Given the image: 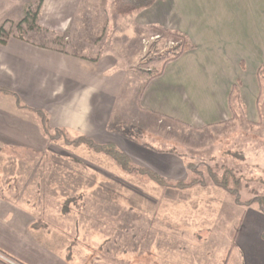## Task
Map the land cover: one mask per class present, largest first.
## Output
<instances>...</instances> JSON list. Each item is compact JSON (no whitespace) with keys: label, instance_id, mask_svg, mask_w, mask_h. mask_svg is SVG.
Listing matches in <instances>:
<instances>
[{"label":"rangeland","instance_id":"1","mask_svg":"<svg viewBox=\"0 0 264 264\" xmlns=\"http://www.w3.org/2000/svg\"><path fill=\"white\" fill-rule=\"evenodd\" d=\"M38 1L43 3V0H0V29L12 31L24 19L26 7L35 8ZM111 2L46 0L49 16L43 13L41 24L55 28L48 32L53 39L50 46L56 50L91 59L116 58L115 72L125 74L117 113L120 109H132L129 106L136 104L134 94L139 95L146 88L149 78L159 71L176 44L163 33L164 27H138L132 22L136 15L121 17L113 13ZM185 17L183 22L191 24L192 15ZM239 94L236 85L229 106L234 121L245 124ZM259 101L261 105L263 97ZM258 115L261 122L249 123L248 128L230 122L197 130L185 122L145 119L138 114L136 121L124 122L127 126L122 124L120 132L144 145L175 149L186 158V163L197 164L205 177L208 167L233 169L244 182L241 198L249 199L264 194V122L261 120L264 113L258 109ZM156 141L163 144L158 146ZM38 142L45 149L42 153L17 152L23 160H18L16 167L10 164L8 173L0 175V195L16 199L22 206H32L34 217L40 211L50 232L60 235L66 245L74 242L75 254L88 255L96 248L99 252L100 241L105 239L102 251L111 253L128 248L188 249L201 243L195 263L264 264V246L254 235V230L263 224L249 210L242 224L239 223L242 207L236 206L221 189H217L220 192L216 203L204 202L209 198L208 192L211 199L215 198L210 181L207 180V188L199 197L192 190L160 189L148 182L143 184L135 178L123 177L110 161L85 154L82 149L49 145L42 138ZM65 154L82 159V164L69 161ZM13 174L17 180L15 186L9 192L3 191L5 186L1 183ZM171 176L169 180L184 177ZM79 195L83 200L79 217L76 210L72 216L60 215L64 199ZM155 233L158 235L154 239ZM133 236L136 238L132 239Z\"/></svg>","mask_w":264,"mask_h":264},{"label":"crops","instance_id":"2","mask_svg":"<svg viewBox=\"0 0 264 264\" xmlns=\"http://www.w3.org/2000/svg\"><path fill=\"white\" fill-rule=\"evenodd\" d=\"M45 4L43 0L37 24L52 32L55 28L41 24L43 13L49 16ZM188 15H192L189 25L183 22ZM134 18L132 22L138 27L157 25L184 33L195 49L166 65L160 77L150 80L139 95L134 94L136 104L128 111L120 109L116 113L121 107L118 100L125 80L124 73L115 72L116 58L91 59L59 52L41 43L28 44L18 39L21 36H9L6 44H0V88L14 94L26 107L20 108L15 97L0 92L1 176L8 173L10 164L16 167L23 158L17 152L45 150L38 144L44 138L33 110L46 113L52 128L65 129L72 136H87L99 144L112 143L134 164L167 179L183 175V180L187 179L183 159L132 140L120 132L122 124L136 121L138 114L145 119L167 117L197 130L230 122L248 128L249 123L261 122L258 109L264 113V102L258 105L262 97L258 70L264 67V0H157ZM236 85L245 124L235 122L230 111L229 98ZM5 147L11 150L5 151ZM11 176L1 183L3 191L9 192L15 186L16 175ZM206 188L195 186L190 190L199 197ZM212 188L215 198L211 199L208 192L204 202H217L220 191ZM239 207V223L249 210L263 224L254 235L264 246V214L254 206ZM34 214L32 206H22L16 199L0 195V250L21 264H198L194 259L201 253L199 243L188 249H120L112 252L117 257L111 263L90 259L89 255L75 254L70 242L66 245L60 235L46 227L34 230L40 211L36 217Z\"/></svg>","mask_w":264,"mask_h":264},{"label":"trees","instance_id":"3","mask_svg":"<svg viewBox=\"0 0 264 264\" xmlns=\"http://www.w3.org/2000/svg\"><path fill=\"white\" fill-rule=\"evenodd\" d=\"M156 1L157 0H112V12L120 15L121 17L135 16L141 13L142 11L150 9ZM41 4L42 1H38L35 8L26 7L24 19L17 23L12 31L7 33L3 28H1L0 44H6V41L9 36H21L18 37V39L28 44L37 46L35 44L41 43L42 45H47L51 47L50 45L53 43V39H51L52 37L50 36V33L37 24V17ZM161 29L163 30V33L168 36L169 39L175 41L176 48L173 52L170 51L168 53V57L164 59L159 71L152 75L149 78L148 82H150V80H152L153 78L160 77L167 64L177 61L180 56L186 51H192L195 49L194 45L184 33L178 31H168L164 28ZM4 32H6L5 35H3ZM33 40L35 43H33ZM58 51L60 52L62 50ZM258 77L261 85L262 97L264 102V67L262 66L258 70ZM0 92L15 97L18 103H20L19 99L9 91L0 88ZM20 108L26 109L24 105H21V103ZM32 112L38 119L42 137L46 139L50 145L61 144L65 148H71L75 150L82 149V152H84L85 154L94 155L98 158H105L110 161V163H112L116 167L118 173L125 178H135L141 181L143 184L148 182V184L153 185V187L160 189H173L182 191L190 190L195 186L203 187L206 185L208 180L214 187L226 192L233 199L236 205L243 207L256 205L259 211L264 214V194H255L249 199H242L240 193L244 189V182L236 174V172L229 167L220 166L219 169L214 167H208L206 168L207 171L205 177L203 173L198 170L197 164H191V162L186 163V158H184L181 154H177L178 152H175V149L150 147L151 149H156L158 151H161L162 153L177 155L181 159L185 160L187 179L169 180L155 172H152L146 168L134 164L132 160L123 151H121L117 146L112 143L99 144L87 136H72L65 129L52 128L49 124L47 114L43 111L33 110ZM158 118H161L162 120H171L167 117ZM156 143L158 146L163 144L162 142L157 141ZM66 158L71 162L73 161L77 164H82V161L80 159L75 158L74 156L70 155ZM81 199V195L76 198H65L61 205L62 207L60 210V215L72 216L75 213L74 211L76 210L77 215L79 217L80 213L82 212L81 203L83 200ZM40 216L41 218H38V220H36V223H34L32 227L34 230L45 228L46 226L42 215ZM261 238L264 241V232L261 234ZM105 240L100 241L101 244L98 246V248L100 249L99 252H97L96 248L93 250V252L90 251V253L87 254L91 259L93 257H96L98 258L97 260H102L111 263L115 259V257H113L114 254L105 249L104 251H102V249L106 245ZM73 243L74 242H71L70 250L74 247ZM7 261L12 264H21L0 250V264H10Z\"/></svg>","mask_w":264,"mask_h":264},{"label":"built area","instance_id":"4","mask_svg":"<svg viewBox=\"0 0 264 264\" xmlns=\"http://www.w3.org/2000/svg\"><path fill=\"white\" fill-rule=\"evenodd\" d=\"M6 261V260H5ZM8 262V261H7ZM8 263H10V262H8ZM10 264H12V263H10Z\"/></svg>","mask_w":264,"mask_h":264}]
</instances>
